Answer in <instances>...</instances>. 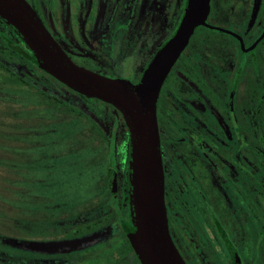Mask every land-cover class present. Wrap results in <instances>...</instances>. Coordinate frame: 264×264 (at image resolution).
<instances>
[{
  "label": "flooded vegetation",
  "instance_id": "flooded-vegetation-1",
  "mask_svg": "<svg viewBox=\"0 0 264 264\" xmlns=\"http://www.w3.org/2000/svg\"><path fill=\"white\" fill-rule=\"evenodd\" d=\"M26 1L75 63L132 83L176 32L187 5V0ZM41 92L66 103L72 122L82 124L72 127L64 147L68 163L88 175L90 190L64 218L55 210L65 202H52L57 192L52 200L42 197L39 208L25 207L35 209L26 212L33 216L30 227L60 226L47 241L92 234L99 239L83 248L48 251L23 238L0 237L5 244L0 264H141L125 229L134 224L130 131L122 112L47 72L0 15V149L10 184L14 165L26 171L44 166L45 152L32 162L28 151L44 144L39 135L44 128L22 134L27 121L16 115L28 107V95L35 97L32 105L46 107ZM51 108L59 118L58 108ZM155 113L168 229L182 260L264 264V0L209 1L204 22L194 27L162 79ZM16 129L20 137L13 142ZM45 209L54 212L43 214Z\"/></svg>",
  "mask_w": 264,
  "mask_h": 264
},
{
  "label": "water",
  "instance_id": "water-1",
  "mask_svg": "<svg viewBox=\"0 0 264 264\" xmlns=\"http://www.w3.org/2000/svg\"><path fill=\"white\" fill-rule=\"evenodd\" d=\"M209 1L187 0L176 32L155 54L141 79L132 83L75 63L26 0H0V15L18 30L42 68L86 96L112 102L122 112L130 131V210L134 224V228L125 229L141 264H185L168 229L155 106L165 73L194 27L204 22ZM98 239L92 234L30 244L33 248L48 251L71 250L83 248Z\"/></svg>",
  "mask_w": 264,
  "mask_h": 264
},
{
  "label": "rangeland",
  "instance_id": "rangeland-1",
  "mask_svg": "<svg viewBox=\"0 0 264 264\" xmlns=\"http://www.w3.org/2000/svg\"><path fill=\"white\" fill-rule=\"evenodd\" d=\"M28 96V101H25L28 107L17 109L16 115L18 119L24 122L27 121L26 124H23L25 129H20L22 134L27 135L31 133L32 129L44 128V131L39 133V135L41 134L43 137L42 142H44V144H41L40 147H37V145L32 146L33 148L28 151L34 155L33 158H31L32 162H34L38 153L45 152V162L43 160L45 167L42 166L40 167L41 169L33 167L34 169L31 171L29 168L32 166H28V171H26L14 165V176H12L13 183L10 184V182H8V175L6 178L5 162H2L4 152L0 149V163L2 162L0 164V237L23 238V240L33 243L47 241L44 240L47 238L46 236L59 233L61 227L51 225H37L38 228L30 227L29 221L33 216L26 214V212L30 210H26L25 207L37 205L38 207L31 206L30 208H39V205L46 201L47 198L51 197L50 200H52L54 192H57L52 202H65V205L60 203V207L55 210V212H59L61 217L64 218L72 215V205L74 208H76V206L79 207L82 202L79 195H85L89 192L90 187L86 184V176L88 175L82 171L83 167H73V165L71 166V164L68 163V151H66L67 148L64 147L65 144L70 142L68 133L72 132V127H80L82 124L78 121L74 123L70 119L67 120L68 118H63L64 120L60 117L57 118L58 112L55 111V109L51 107L42 108L35 103V105H32L33 103L30 101L35 99V97ZM16 99L18 101L26 100L24 97H17ZM26 116L28 119H24ZM37 117H41L43 120L38 121ZM62 122H66V125L68 126L69 124V126L65 127L63 124L60 125ZM52 127L54 130H51ZM16 134H19L18 129L13 130V142H16L14 141V137H20ZM2 138L5 139L4 136H2ZM20 147L21 146H19V148ZM51 150L52 152H50ZM60 151H63V153H60ZM49 152L56 162V165L50 164L53 160H51V157L47 158ZM13 160L18 159L13 158ZM23 163H25V161ZM26 164H28V162L22 164V166L27 167ZM34 211L35 209L29 213L33 214ZM42 211L43 214H51L54 212L48 209ZM35 222L39 223V221ZM0 245L5 244L0 242ZM102 247H97L94 251L97 250L98 253H101Z\"/></svg>",
  "mask_w": 264,
  "mask_h": 264
},
{
  "label": "trees",
  "instance_id": "trees-1",
  "mask_svg": "<svg viewBox=\"0 0 264 264\" xmlns=\"http://www.w3.org/2000/svg\"><path fill=\"white\" fill-rule=\"evenodd\" d=\"M41 93L44 96L43 103L47 108L55 106L60 111V115H61L60 118L61 119H63V118L67 119L68 118L67 120H69V119L72 120V108L71 107H69L66 103H63V102H61L62 105L59 104L58 101H56L52 97L48 96L46 92H41ZM62 124L65 127L69 126V124H68V126L66 125L67 124L66 122H62L60 125H62Z\"/></svg>",
  "mask_w": 264,
  "mask_h": 264
}]
</instances>
